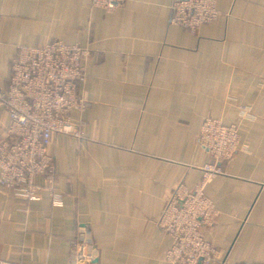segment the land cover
<instances>
[{
	"label": "crops",
	"instance_id": "crops-1",
	"mask_svg": "<svg viewBox=\"0 0 264 264\" xmlns=\"http://www.w3.org/2000/svg\"><path fill=\"white\" fill-rule=\"evenodd\" d=\"M217 1L219 21L191 34L171 24L173 0L112 13L93 0H0V90L21 48L90 51L88 105L72 115L81 136L50 147L62 197L0 189V264H169L158 222L178 185L202 179L209 117L238 123L242 146L206 189L219 217L205 235L226 264H264V0ZM8 124L0 110V133Z\"/></svg>",
	"mask_w": 264,
	"mask_h": 264
},
{
	"label": "built area",
	"instance_id": "built-area-1",
	"mask_svg": "<svg viewBox=\"0 0 264 264\" xmlns=\"http://www.w3.org/2000/svg\"><path fill=\"white\" fill-rule=\"evenodd\" d=\"M126 0H93V6L107 13L117 11ZM217 0H173L170 22L196 34L202 26L220 19ZM90 51L81 45L53 41L42 47L19 49L10 66L6 91L0 90V110L9 124L0 133V189L12 191L25 203L39 202L43 193H56L55 160L50 153L56 135L79 138L81 125L74 113L86 110L82 88L87 81L84 60ZM242 110L241 118L246 115ZM199 145L208 159L201 165L202 179L194 189L178 185L170 195L158 222L171 238L165 254L169 264H226L224 252L206 237L219 212L207 195L208 185L226 175L223 164L240 151L239 124L204 120ZM37 179L44 181L38 186ZM249 264V263H235Z\"/></svg>",
	"mask_w": 264,
	"mask_h": 264
}]
</instances>
